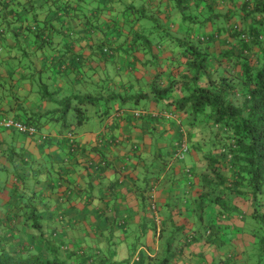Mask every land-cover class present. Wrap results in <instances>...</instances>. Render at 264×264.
Returning <instances> with one entry per match:
<instances>
[{"label": "crops", "instance_id": "obj_1", "mask_svg": "<svg viewBox=\"0 0 264 264\" xmlns=\"http://www.w3.org/2000/svg\"><path fill=\"white\" fill-rule=\"evenodd\" d=\"M174 4L0 0V118L33 122L47 135L40 142L0 127V245L41 256L59 247L64 257L99 254L123 264H216L229 254L195 232L198 184L190 175L203 164L194 148L201 130L149 94L156 78L166 85L177 72L159 38L167 15L180 14ZM139 92L149 97L137 99ZM78 101L82 123L69 119ZM183 139L191 149L176 161L173 147ZM237 232L224 238L236 241Z\"/></svg>", "mask_w": 264, "mask_h": 264}, {"label": "trees", "instance_id": "obj_2", "mask_svg": "<svg viewBox=\"0 0 264 264\" xmlns=\"http://www.w3.org/2000/svg\"><path fill=\"white\" fill-rule=\"evenodd\" d=\"M174 8L180 14L167 15L168 28L159 30V38L170 48L177 72L171 71L166 85L158 84L156 78L149 94L154 101L165 98L175 104L189 127L201 130L202 139L194 148L202 154L203 164L190 175L199 188L194 210L199 228L195 232L217 248H229V254L216 264H238L240 260L264 264V0H175ZM146 96L139 92L137 99ZM74 110L78 122H84L82 101ZM67 112L66 106L61 115ZM103 112L107 115L110 110ZM109 140L115 144L119 139ZM174 152L175 146L172 157ZM213 210L216 219L208 221ZM32 225L41 230L38 219ZM229 228L238 230L236 241L224 238ZM49 255L12 252L0 245V264H123L99 254L64 257L59 247Z\"/></svg>", "mask_w": 264, "mask_h": 264}, {"label": "built area", "instance_id": "obj_3", "mask_svg": "<svg viewBox=\"0 0 264 264\" xmlns=\"http://www.w3.org/2000/svg\"><path fill=\"white\" fill-rule=\"evenodd\" d=\"M134 113L135 115L139 116L142 114V111H136ZM0 127L5 129H13L19 132L26 133L30 136H37L40 142L44 141L47 138V135L41 133L37 126L29 125L23 121L17 120L15 117L0 118ZM68 137L71 141L72 147L74 148L75 147L74 134L69 133ZM190 149H191L190 144L186 139H183L181 142H178L173 156L174 159L177 161H184L187 155L189 154ZM150 198L153 199L154 194H151ZM152 208L156 209V205L154 204V202L152 203Z\"/></svg>", "mask_w": 264, "mask_h": 264}, {"label": "rangeland", "instance_id": "obj_4", "mask_svg": "<svg viewBox=\"0 0 264 264\" xmlns=\"http://www.w3.org/2000/svg\"><path fill=\"white\" fill-rule=\"evenodd\" d=\"M153 25H154V23H153ZM211 47H214V46L211 45ZM74 106H75V103L72 104L71 110H70V112H68V113H69V119H71V117L74 118V116H75ZM88 107H89V108H92V109L94 110V104L91 103ZM68 113H67V114H68ZM75 117H76V116H75Z\"/></svg>", "mask_w": 264, "mask_h": 264}]
</instances>
